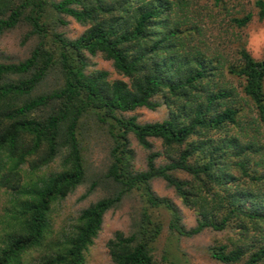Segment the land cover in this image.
<instances>
[{
    "label": "trees",
    "instance_id": "trees-1",
    "mask_svg": "<svg viewBox=\"0 0 264 264\" xmlns=\"http://www.w3.org/2000/svg\"><path fill=\"white\" fill-rule=\"evenodd\" d=\"M253 8L226 0H0V36L25 26L21 43L34 39L23 59L0 61V264H26L33 250V264H85L104 214L133 191L145 206L128 232L108 239L112 264H168L153 252L162 223L149 208L159 207L178 235L227 232L208 248L215 260L264 264V54L255 59L241 34L254 16L264 20V0ZM53 15L85 29L70 38ZM98 54L122 77L90 70ZM161 105V120L126 115ZM90 125L111 138L103 173L111 189L56 230L55 206L86 181ZM132 139L146 150L144 169L133 166ZM156 178L195 212L194 226L154 193Z\"/></svg>",
    "mask_w": 264,
    "mask_h": 264
},
{
    "label": "rangeland",
    "instance_id": "rangeland-1",
    "mask_svg": "<svg viewBox=\"0 0 264 264\" xmlns=\"http://www.w3.org/2000/svg\"><path fill=\"white\" fill-rule=\"evenodd\" d=\"M254 0H226L227 6L236 7L244 10H254ZM52 21L56 22L54 26L58 31L63 32L66 36L74 38L79 35L85 26L76 22L73 18L61 15L60 18L64 23L57 22V16L53 15ZM51 21V22H52ZM25 26H18L14 29L4 32L0 36V61H17L26 57L34 43V39H27L21 43ZM242 38L246 48L252 56L259 60L264 54V20L259 21L256 16L242 30ZM89 69H106L111 79L121 78L112 67L110 61L105 60L101 55L89 57ZM168 114L164 105L154 110L148 108H138L134 111L127 112L126 115H135L139 122H150L161 120ZM85 158L88 166L86 181L80 184L76 189L68 194L59 204L55 206L54 227L56 230L66 229L73 222L78 212L105 195L111 187L103 178V173L109 163V149L111 147V138L104 128L96 125H90L84 134ZM154 149H161V142L152 139ZM132 148V163L136 169L145 168L146 150L143 149L134 139L130 144ZM161 162V160H158ZM59 164L57 158L51 164L56 168ZM180 176H185L178 173ZM96 183L93 190L87 192L92 183ZM152 190L155 194L168 198L177 208L181 216V223L186 227H192L196 223L195 212L184 206L176 195L172 187L168 186L162 179L156 178L151 182ZM145 203L137 191L126 195L115 208L109 209L103 217V223L93 243L89 246L86 253L85 264H112L107 250L106 243L116 230L128 232L133 224L134 219H139ZM154 217L162 223V230L153 244L155 258L160 262L168 264H225L212 258L209 254V246L224 241L227 232L214 231L206 228L192 236H183L173 233L169 227V211L166 208H149ZM2 213V210H0ZM38 257V251L33 250L26 255V264L35 263Z\"/></svg>",
    "mask_w": 264,
    "mask_h": 264
}]
</instances>
